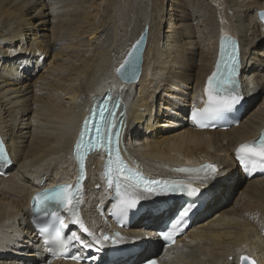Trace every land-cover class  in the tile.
<instances>
[{"label":"bare ground","instance_id":"6f19581e","mask_svg":"<svg viewBox=\"0 0 264 264\" xmlns=\"http://www.w3.org/2000/svg\"><path fill=\"white\" fill-rule=\"evenodd\" d=\"M258 9L264 0H0V135L11 164L0 179V264L48 257L29 222L31 196L42 182L75 181L73 143L93 99L106 92L122 109L124 152L148 175L205 161L220 170L223 190L202 187L208 193L194 224L175 251L161 252L164 264H241V256L264 264V179H247L233 160L264 126ZM145 29L139 76L121 81L116 69ZM224 34L240 44L244 112L230 130H194L187 115L203 97ZM103 162L99 154L87 162L82 213L94 231L105 229L97 204L110 203ZM172 198L179 200L144 197L151 209L122 234L137 245L114 264L156 255V231L180 203ZM92 244L95 263L103 262L110 249Z\"/></svg>","mask_w":264,"mask_h":264},{"label":"snow or ice","instance_id":"6c2138e0","mask_svg":"<svg viewBox=\"0 0 264 264\" xmlns=\"http://www.w3.org/2000/svg\"><path fill=\"white\" fill-rule=\"evenodd\" d=\"M261 22H264V12L258 13ZM137 40L132 46V49L128 52L124 62L116 69L117 73L125 80H134L138 72V64L140 58L139 45L142 41ZM239 67V52L238 46L231 38H222L221 43V55L217 61L216 71L208 77L207 85L204 88V93L208 97L206 106L203 110H197L193 112L192 119L196 122L198 127L211 126L205 121H212L219 117L221 114L226 113L234 109L242 101V96L235 94L234 77L237 75ZM111 97H108L102 102V105L97 108L96 114L100 117L103 123H93L92 118H86L84 124L80 130L79 137L75 143L74 155L79 162L81 168V175L79 176L78 182L75 186L63 185L52 190H45L41 193H37L33 197L34 208L39 211L46 209L49 204L54 203L64 207L74 206V201H78V196L81 188L80 181L84 179L83 167L84 159L89 151L92 150H103L108 160L105 165L104 177L107 181V187L115 190V194L120 197V204L123 205L122 212L127 215L128 210L137 208V202L139 196L133 198L130 196L129 191L136 192L141 190L143 193L148 195H160L172 193H181L189 198L199 199L208 193V188L203 190L200 187H191L190 184L181 183H167L160 182L157 180L146 179L141 173L128 168L127 165L121 160L118 149L116 147L119 142L121 131L119 126H123V113H120L121 119L116 120V113L108 108V104ZM113 107H118L116 102ZM106 112L108 115L106 116ZM94 128V135L91 134L92 128ZM87 137V138H86ZM236 159L240 164L248 169L251 166L252 170L260 168L264 170V134H261L259 139L254 143L241 144L236 149ZM10 163L9 157L6 154L3 143H0V165ZM178 172H195L197 178L202 185H211L217 181L220 176V170L213 164L202 165L197 169H176ZM75 188V191H73ZM195 205V200H192L188 208L183 209L172 222V227L176 228L183 223V217H187L192 207ZM73 219L72 224H78L80 229L84 232H88V229L79 219L78 214L69 208ZM56 215L55 212L52 213ZM60 227H53L51 223L43 224L39 228L41 234H47L50 240L56 241L63 244L64 241L61 239V228H66L63 220H60ZM52 229V232H50ZM165 241L171 240L172 237L169 232L162 233ZM110 237L104 235L102 240H96L95 243L102 244L103 242L109 241ZM47 243L48 240L46 239ZM174 242V241H173ZM85 247L91 249L92 243H85L80 241ZM112 243H117L115 239ZM73 260H78L80 257L73 255L70 257ZM241 264H254V262L247 256L240 257ZM147 264H155V261H148Z\"/></svg>","mask_w":264,"mask_h":264},{"label":"water","instance_id":"95a60500","mask_svg":"<svg viewBox=\"0 0 264 264\" xmlns=\"http://www.w3.org/2000/svg\"><path fill=\"white\" fill-rule=\"evenodd\" d=\"M141 37H143V39H142V41H141V43H140V45H139V49H140V58H139V64H138V72H137V75H136V78L134 79V80H131V81H129V80H125V79H122L121 78V76L117 73V71H116V74H117V76H118V78L121 80V81H125V82H132V81H135V80H137V78H138V76H139V73H140V66H141V62H142V52H143V50H144V46H145V42H146V37H147V31H146V29L142 32V34L140 35V37L138 38V40H141ZM136 43V42H135ZM134 43V44H135ZM133 44V45H134ZM132 49V48H131ZM130 49V50H131ZM127 57V56H126ZM125 57V58H126ZM125 60V59H124ZM120 67V66H119ZM118 67V68H119Z\"/></svg>","mask_w":264,"mask_h":264},{"label":"rangeland","instance_id":"374dc122","mask_svg":"<svg viewBox=\"0 0 264 264\" xmlns=\"http://www.w3.org/2000/svg\"><path fill=\"white\" fill-rule=\"evenodd\" d=\"M167 7H168V5H167ZM264 47V43H262V45L260 46V48L259 49H262ZM38 63H39V65L42 63V61L41 60H39L38 61ZM262 69V68H261ZM187 108H189V106H187ZM222 180L223 179H217V181H215V183L214 184H212L211 185V187H213V186H219L220 187V189H222V188H224V186H221L220 184H221V182H222ZM209 186V185H208ZM223 190V189H222ZM233 197H234V195H233ZM232 197V198H233ZM232 200V199H231ZM228 207V206H227Z\"/></svg>","mask_w":264,"mask_h":264}]
</instances>
